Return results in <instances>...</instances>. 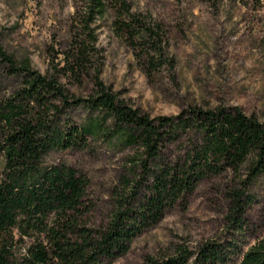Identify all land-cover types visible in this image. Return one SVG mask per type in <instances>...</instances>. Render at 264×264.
Masks as SVG:
<instances>
[{
  "label": "rangeland",
  "instance_id": "obj_1",
  "mask_svg": "<svg viewBox=\"0 0 264 264\" xmlns=\"http://www.w3.org/2000/svg\"><path fill=\"white\" fill-rule=\"evenodd\" d=\"M127 2L128 11L105 0V12L94 25L96 52L83 72L72 73L67 57L81 36L75 19L87 0H0V48L16 67L28 64L55 76L74 97L96 95L98 80L151 117L237 106L264 122V0ZM20 85V75L0 56V101ZM61 116L75 124L89 118L83 104L67 107ZM110 122L103 133L87 136L84 147L53 149L45 157L47 164L64 163L86 177L83 219L88 227L108 220L122 179L140 172L138 147L107 135ZM192 139L189 132L169 143L167 159H182ZM237 182L230 170L202 179L111 264H149L175 255L180 247L196 251L205 241L225 244L231 239L239 249L224 264H238L264 235V175L246 188L249 204L243 227L234 234L226 215ZM24 241L18 256L30 244Z\"/></svg>",
  "mask_w": 264,
  "mask_h": 264
},
{
  "label": "trees",
  "instance_id": "obj_2",
  "mask_svg": "<svg viewBox=\"0 0 264 264\" xmlns=\"http://www.w3.org/2000/svg\"><path fill=\"white\" fill-rule=\"evenodd\" d=\"M113 2L129 10L127 0ZM105 9V0H87L77 15L81 36L67 57L72 73L86 70L96 52L94 25ZM0 56L21 77L14 95L0 101V264H111L199 181L225 170L238 179L229 192L226 220L234 234L241 231L249 204L246 188L264 175V122L237 106L151 117L98 80L96 95L78 98L55 76L28 64L16 67L1 48ZM80 104L88 111L86 122L62 121L67 107ZM108 119L107 135L138 147L140 172L122 179L108 220L88 227L83 219L86 177L64 163L47 164L45 157L53 149L84 147L87 136L103 133ZM189 132L193 139L183 158L167 159V145ZM25 239L30 244L18 256L16 249ZM238 249L232 239L225 244L205 241L196 251L180 247L175 255L149 264H224ZM238 264H264V235Z\"/></svg>",
  "mask_w": 264,
  "mask_h": 264
}]
</instances>
